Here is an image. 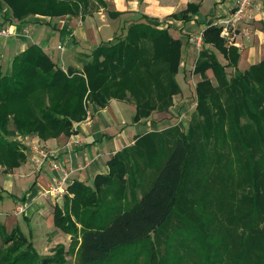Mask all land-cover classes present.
<instances>
[{
	"label": "trees",
	"instance_id": "16d2710c",
	"mask_svg": "<svg viewBox=\"0 0 264 264\" xmlns=\"http://www.w3.org/2000/svg\"><path fill=\"white\" fill-rule=\"evenodd\" d=\"M0 1L10 11L3 21L11 22L13 18L23 21L37 14L77 15L79 5L87 6L88 0ZM95 1L97 8L103 3ZM198 6L189 3L173 17L187 21ZM161 23L143 16L112 42L100 43L90 52L78 54L79 67L68 66L64 70L34 43L12 57L9 72L3 71L0 64V163L4 171L19 166L26 158L22 143L7 135L17 132L44 140L61 134L68 136L74 132L73 124L84 118L89 103L103 107L112 98H128L135 105V121L168 110L181 91L175 74L179 70L182 41L169 33L168 25ZM208 44L223 56L225 63ZM239 58L238 47L227 44L219 28L207 24L203 46L192 69L199 79L194 86L196 105L187 129L181 131L175 123L141 134L133 144L117 151L108 160V172L97 174L91 184H68L71 197L64 198L61 208L53 207L55 226L70 232L71 214H76L77 206H83L86 212L104 210L110 215L95 225L81 226L77 247L81 264L102 262L113 250L150 238L159 231L174 212L188 176L197 173L207 180L212 149L215 145L221 150L227 140L234 144L235 152H243L246 164L234 228L244 241L241 250L246 260L264 264V58L244 70L237 68ZM227 68H232L233 73H228ZM248 130L254 131L262 150L252 149L245 141ZM167 132H172V145L165 156L161 149L151 185L129 207L104 205L113 188L126 184L129 171L137 172V157L153 148L154 136ZM229 160L227 155L220 156V179L226 178L222 176H228L232 168ZM152 248L149 264H161L156 248ZM45 262H50L49 257L38 254L18 227L7 231L0 223V264Z\"/></svg>",
	"mask_w": 264,
	"mask_h": 264
},
{
	"label": "crops",
	"instance_id": "0c3cea01",
	"mask_svg": "<svg viewBox=\"0 0 264 264\" xmlns=\"http://www.w3.org/2000/svg\"><path fill=\"white\" fill-rule=\"evenodd\" d=\"M254 1L260 9L255 11L256 18L252 24L253 33L249 39L238 38L234 44L240 53L237 63L239 70H244L264 58V0ZM102 2L101 6L84 13V15L67 14L41 18L30 16L23 21H2L0 27L11 25L15 31L13 35L0 38L2 39L0 49L9 45L13 49V55L8 59L9 67L6 72L10 71L12 57L33 43L39 45L56 64L64 67L69 65L79 67L78 54L88 53L101 42L111 40L112 36L115 37L125 32L130 23L142 20L143 16L158 20L165 26L168 25L169 32L174 33V37L180 40L185 37V47L189 48L186 35L183 34L194 31L196 26L202 28L210 24L212 22L210 18L214 21L225 14L231 9L234 0H102ZM227 2L229 5H226ZM189 3L199 5L189 20L183 21L173 17V14L186 9ZM115 13L117 14L115 15ZM32 21L37 22V27L33 25ZM207 21L211 22L207 23ZM34 28L35 32L33 31ZM58 46H61L62 49ZM181 49L182 57L185 55L186 60H188L190 58L187 53L188 50L185 49L186 53L184 54L183 47ZM191 49L193 50V48ZM3 56L4 52L0 51V62ZM196 57H194L193 66ZM222 59L219 58L222 63H225L223 56ZM185 64L183 61V66ZM209 73L212 75V72L207 71L210 77ZM179 95L180 93L175 96L178 97L174 98L173 105L168 110L153 112L149 118L139 121L134 119L135 105L130 100L112 98L103 107L89 103L87 106L89 120H81L73 124V133L81 136L82 145L69 148L66 145L69 135H60L46 140L31 136L25 146L29 150L30 145L40 144L57 150L58 160L70 161L71 166L75 168L69 184L73 181L91 184L97 174L108 172V160L117 151L133 144L135 138L141 134L167 128L169 125L166 126L165 124L168 118H171L172 115L179 116L182 113L184 100L188 101L189 98L179 99ZM135 123H142L145 125V129L139 133H133L137 127ZM84 157L88 159V163L84 167L78 168L84 162ZM16 170L25 173L17 174ZM53 175L54 172L48 165H44L38 170L33 167L31 151L29 154L26 153L25 160L19 166L10 171H4L2 167L0 169V181L8 187H6L7 189L2 188L3 192L0 191V199L2 201L7 200L10 205L14 195L7 190H11L16 183L9 177L33 178V184L30 188L37 193L32 198L25 195L19 200L17 197V201L11 205L10 213L0 211V223L7 231L14 227L20 229L17 217L21 215L26 222L37 218L40 224H48L51 230L47 233L45 240L42 241L44 242L42 251L45 256L51 254V248L55 244L61 243L67 248L70 241V235L65 233V237L61 236L59 227L54 224L51 204L53 200L42 195ZM31 231L33 229H30ZM30 235L31 240L32 232Z\"/></svg>",
	"mask_w": 264,
	"mask_h": 264
},
{
	"label": "rangeland",
	"instance_id": "374dc122",
	"mask_svg": "<svg viewBox=\"0 0 264 264\" xmlns=\"http://www.w3.org/2000/svg\"><path fill=\"white\" fill-rule=\"evenodd\" d=\"M226 5H229V3L227 2ZM96 6L97 2L95 0H88L87 6L79 5L77 15H84V13L94 9ZM8 13H10V11L6 3L0 1V23L3 21V16L5 14L8 15ZM34 16L39 18L49 17L47 15L38 14ZM12 20L17 21L15 18ZM210 20L213 21L212 18H210ZM211 21H207V23ZM32 23L35 27H37V22L32 21ZM161 25L165 26L163 23H161ZM200 28V26H196L194 31L199 30ZM33 31L35 32V28ZM173 34L171 35L173 36ZM183 35H186V38L188 39L191 32ZM112 37L111 40H106L101 43L105 44L107 42H112L114 38ZM181 41L183 44V53H186L185 49L188 50L187 53L190 58L186 60V56L184 55L182 57L181 54L178 62L179 70L175 75L181 90L179 99L189 98V100H184V108L182 109L183 116L180 119V115H172L171 118L169 117L168 121H166L167 123L165 121L164 122L166 123V126H171L178 120H181L178 122V129L184 131L187 129V126L191 121V114L195 109L196 104L193 100L195 95L194 86L196 81L199 79V75L193 73L192 71L193 61L195 59L194 57L197 56L198 50L189 42V48H186L185 37ZM0 42H2V39H0ZM207 46L216 52L220 60H223L222 55L215 50V48L209 44ZM190 47L193 48V50ZM0 51L4 52V56L0 64L3 71H7L9 67L8 59L13 55V49L11 45H9L6 48H1ZM182 60L186 63L184 66ZM61 68L66 70L67 66L64 67L61 65ZM227 72L232 74L233 70L231 68H227ZM209 74L212 78L211 73ZM175 96L174 98L178 97ZM127 100L130 99L127 98ZM86 114L87 109L85 110V116ZM135 125L137 127H135L136 131L133 133H139V131H143L145 129V125L142 123H135ZM171 135L172 132H167L161 134L160 136H154L155 144L152 145L153 148L148 151L144 150L143 154L138 155L137 157L135 165L138 167V173L134 170L129 171L130 174H128L126 184L121 188H113L109 197H106L104 205L110 208L120 206L124 209L129 207L140 197L146 188L151 185L156 175V171L158 169L156 162L160 157L159 155L161 149L164 152L163 156H165L170 149L172 145ZM7 136L10 139H14L22 143L20 146L23 147L22 150L25 155L26 153L29 154L30 149L28 150L26 146H23V144H26L28 142L27 140L31 139V136L22 135L17 132L13 135ZM244 137L245 141L248 142L252 149L255 150V147L257 151L263 149V145L260 140L255 139L253 130H248ZM233 146L234 144L229 140L223 141V148L221 150L214 145V149H212L213 152L208 161V175L214 179V182L207 175L205 177L209 178L206 180L201 174V176L197 173L190 174L188 176L187 184L181 192L174 212L159 231L151 235L150 238L113 250L109 258L102 262L88 264H149L153 249L152 246L156 248V256L160 259L161 264H256L251 262L252 260L248 259L249 262L246 260L244 252L241 250L244 241L242 237L237 234V230L234 228V215L236 213L235 211L238 210L236 209L237 203L240 202L238 192L240 180L246 174V164L244 163L245 160L242 156L244 154H241L243 152L238 150L235 152ZM197 148H199L198 145ZM222 154L229 156V163L232 168L228 171V176L225 174L222 176L226 178L220 179L221 176L219 175L218 169H220L221 166L219 159ZM0 166L4 169V166L1 163ZM194 166L197 170H199L197 164ZM16 173L25 172L16 170ZM9 178L14 180V183H16L11 190H7L11 191L14 195L11 205H13V202L17 201V197L19 200H21V198L25 195L32 198L37 193L30 188L33 184V178ZM135 181L139 185H137ZM6 187L7 186H4L3 182L0 181V191H2V188H8ZM65 197H71L70 190L66 191L62 200L52 201V207L57 205L61 208ZM11 205L7 200L2 201L0 199V211L10 213ZM77 207L79 208L76 209V214H71L70 232H65L64 230L58 228L61 236L65 237V233L70 235L69 245L66 248L61 243L55 244L51 248V254L48 255L50 262H45L44 264H81L77 256L78 239L81 226L84 223L88 225H95L100 219L110 217L108 212L104 210L94 211L93 209H89V212H86L85 210L83 211V206ZM92 210V215H89ZM68 217V215L65 216V219L67 220ZM17 219L20 225V230L25 233L28 238L31 236L30 234L32 232L33 237L31 241L34 243V248L38 254L44 255V252L42 251L44 242L42 241L45 240V237L47 233L50 232L51 227L48 224H40L37 218H34L30 222H26L24 217L20 215ZM30 229H33V231L30 232Z\"/></svg>",
	"mask_w": 264,
	"mask_h": 264
},
{
	"label": "built area",
	"instance_id": "2783aa9c",
	"mask_svg": "<svg viewBox=\"0 0 264 264\" xmlns=\"http://www.w3.org/2000/svg\"><path fill=\"white\" fill-rule=\"evenodd\" d=\"M260 7L256 6L254 0H234L233 5L229 11L219 16L216 20L210 24L219 28L220 36L225 39L227 44H236L238 38L249 39L253 33L252 24L255 20V11H258ZM205 26L191 32L188 37V42L198 50L203 46V30ZM15 33L11 25H4L0 27V38H5ZM61 48V46H58ZM197 52V53H198ZM183 116L181 113L179 119ZM89 112L83 121L89 120ZM181 120H178L180 122ZM83 143L81 136L74 134L73 132L68 136L66 140L67 147L80 146ZM31 161L35 169H41L44 165L54 172L48 186L44 188L42 195L48 197L53 201H60L65 196L67 186L70 182L71 175L75 168L70 164V161L58 160L57 150L47 148L40 144L30 145ZM88 163V159L84 157V162L78 168L84 167ZM1 169V166H0Z\"/></svg>",
	"mask_w": 264,
	"mask_h": 264
}]
</instances>
